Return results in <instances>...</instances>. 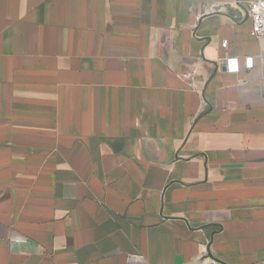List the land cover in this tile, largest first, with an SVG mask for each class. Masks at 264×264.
Here are the masks:
<instances>
[{
    "label": "crops",
    "instance_id": "1",
    "mask_svg": "<svg viewBox=\"0 0 264 264\" xmlns=\"http://www.w3.org/2000/svg\"><path fill=\"white\" fill-rule=\"evenodd\" d=\"M252 1L0 0V264H264Z\"/></svg>",
    "mask_w": 264,
    "mask_h": 264
},
{
    "label": "built area",
    "instance_id": "2",
    "mask_svg": "<svg viewBox=\"0 0 264 264\" xmlns=\"http://www.w3.org/2000/svg\"><path fill=\"white\" fill-rule=\"evenodd\" d=\"M248 19L251 24V33L256 39H261L264 36V0H254L250 3ZM228 44L227 41L224 42ZM227 64L230 71L234 73L239 72L238 59H229ZM248 69L254 68V61L252 58L246 60Z\"/></svg>",
    "mask_w": 264,
    "mask_h": 264
}]
</instances>
